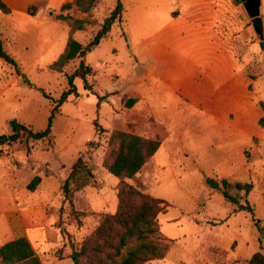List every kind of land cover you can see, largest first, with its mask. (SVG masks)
Instances as JSON below:
<instances>
[{"label":"rangeland","instance_id":"obj_1","mask_svg":"<svg viewBox=\"0 0 264 264\" xmlns=\"http://www.w3.org/2000/svg\"><path fill=\"white\" fill-rule=\"evenodd\" d=\"M24 1L36 3L37 7L47 5L46 0ZM229 1L238 6L242 4L240 0ZM98 3H101V7L96 9ZM114 5L115 0H97L87 14L79 16L87 17L91 22L85 29L78 30L75 39L86 45ZM172 11L174 10H168L169 16ZM122 15V19L115 22L107 36L101 40L100 46L96 45L86 53L89 62H93L96 57L107 60L104 63L99 62V66L95 62L94 71L88 76V82L97 95L85 89L83 80L75 76L73 84L79 95L77 97L69 95L59 106L57 113L60 111V117L54 121V130L59 141L65 142L71 137L72 143L63 149L65 151L52 156L48 165L41 166V174L53 173V171L57 174L61 169L68 172L70 164L66 166L58 160L67 162L82 156L87 165L96 171L99 180L109 183L117 181L115 176L101 166L110 134V132L105 133L108 130L103 128L124 129L123 121L129 117L127 128L131 131L143 129L142 119L129 116L126 112V108L129 107L125 106L130 97L128 92L133 87L128 79L132 77V73L141 75L143 70V65H136L132 71L127 68L128 60L133 56L129 45L125 43L127 31L131 34L132 31L139 33L146 25L151 29L162 21L160 17L157 21L153 19L158 16L145 21L146 14L142 8L137 9L133 0H124ZM260 15L264 21V0H261ZM6 16L0 12V39L7 53L15 59L20 73L31 82V86L23 84L14 66L0 58V134L9 133L7 120L11 118L30 125L33 130H42L46 127L53 103L43 96L39 88L54 99H58L68 89L67 75L77 69L80 58L70 60L60 71L52 69L51 63L61 53L59 47L53 45L51 39L47 40L44 37L41 44H36L31 22L5 19ZM248 23L251 28L250 20ZM250 39L254 43L251 60L253 63L251 70L254 75L250 77L259 81V88L264 90V55L252 31ZM129 42L131 45L134 44L131 35ZM110 87L112 90L106 93ZM248 90L251 91V85L248 86ZM256 105L259 115L255 123L262 135H250L248 143L243 148L238 143L230 144L223 139L221 127L217 125L215 128L199 118L195 124L189 125L188 131L172 133L176 138H181L183 144L181 148L172 150L180 153L181 159L178 158L177 163H165L162 158L167 151L164 144L158 153L161 155L156 157L157 167L152 173H138L132 178V184L170 204L167 211L159 214L157 219L161 242L168 243L169 249L163 258L153 259L149 264H244V261L255 252L264 254V120L262 119L264 100L258 99ZM130 117L135 121H131ZM229 118L234 120V114L230 113ZM95 121L98 124L97 128ZM64 128L65 132L60 130ZM155 136L160 138L159 135ZM87 138L91 140L86 142ZM29 142H34L43 149L52 146L49 137L41 140L21 138L16 142L2 145L4 150L12 151V156L6 154V161L9 164L10 162L16 164L15 151L19 147L24 148ZM15 143L16 148L9 149L7 146L14 147ZM85 143L87 147L78 146H84ZM230 162L235 168L240 164L246 168L245 174L239 176L240 179L229 176L232 170L228 165ZM99 170H102L103 175L100 176ZM10 175L16 182L17 174L14 168L11 169ZM22 176L23 173L19 172L18 178ZM61 176H59L60 180ZM206 176L217 179L228 178L231 182H251L253 187L247 194L234 189L232 192L237 194L239 204L244 205L248 202L253 208V213L231 212L230 208H237V205L229 203L217 190L209 188L205 182ZM26 184L23 183L20 188H26ZM114 199L116 200V197ZM92 203L94 207H100L98 200L93 199ZM63 205L65 208H59L58 226L64 243L61 247L44 249V254L40 255L43 264H73L68 256L71 246L78 247L82 238L100 220V212L92 215L85 212L77 221L68 203L63 202ZM76 205L79 207L76 208L77 210L87 208L79 197L76 198ZM111 206L103 207V211H113L115 205ZM7 239L9 238L5 239L6 242L9 241ZM42 248L38 249L42 250Z\"/></svg>","mask_w":264,"mask_h":264},{"label":"crops","instance_id":"obj_2","mask_svg":"<svg viewBox=\"0 0 264 264\" xmlns=\"http://www.w3.org/2000/svg\"><path fill=\"white\" fill-rule=\"evenodd\" d=\"M0 1L10 9L7 14L0 11L7 15L5 19L31 22L36 44H41L47 38L59 47L60 52L64 50L70 28L64 21L51 17L49 13L60 12L64 3L74 0H46L47 5L44 7H37L36 3L24 0ZM121 2L123 7L124 0ZM133 3L137 9H143L145 21L153 16H158L153 18L156 21L159 17L162 19L155 28L150 29L146 25L139 33L132 31L131 34L127 31V35L125 34V43L133 53L127 68L132 71L136 65H143L141 75L132 73V77L128 79L133 84L128 93L130 97L137 98V101L126 108V112L129 116L133 115V118L142 119L143 129L131 131L127 128V117L123 121L125 128L121 130L143 137L159 135L161 142L155 154L136 175L152 173L157 167L156 157L161 155L158 153L164 144L167 149L162 156L165 163H177V159H181L180 153L172 150L181 148L183 144L181 138H176L172 133L188 131L189 125L195 124L199 118L213 127H221L222 138L230 144L238 143L242 148L248 143L250 135L261 136L262 132L255 123L259 115L256 101L264 100V90L259 88V81L250 77L254 75L251 70L254 43L250 39L251 31L254 32L249 27V17L243 5H235L229 0H133ZM30 6L36 7L33 15L28 13ZM98 7H101V3L97 4L96 9ZM168 10H174L170 12V16ZM67 12L82 16L75 5L64 11ZM122 17L123 15L121 19ZM77 32H74V37ZM130 35L133 45L129 42ZM86 58L87 54L83 61L91 71H94L95 62L97 65L99 62H107L98 57L89 62ZM249 85L251 91L248 90ZM111 90L110 87L106 93ZM230 113L234 114V120L229 118ZM59 117L60 111L52 121L49 136L52 146L43 149L40 145L29 142L24 148L19 147L15 151L16 164L6 161V154L12 156V151L4 150V144H0V245L6 242V238L12 240L25 236L38 255L42 256L44 249L61 247L64 243L58 226L59 208L63 204L59 176L64 178L67 172L61 169L57 174L55 171L40 173L41 166L48 165L52 156L65 151L63 149L72 143L71 137L65 142L59 141L54 130V121ZM130 120L135 121L131 117ZM103 129L108 130L105 133L112 130ZM60 130L65 132V128ZM166 133L168 135H162ZM89 140L91 139L87 138L86 142ZM14 145L7 146L9 149L16 148V143ZM78 146L87 147V144ZM171 147L173 148L170 150ZM74 160L66 162L59 159L58 162L68 166ZM228 165L232 169L230 177L240 179L239 176L245 174L246 168L242 164L236 168L232 162ZM12 168L17 174L16 182L10 175ZM19 172L23 173L21 178H18ZM92 172L97 186L76 191L74 207L79 208L76 205V198L79 197L87 206L85 210H80L91 215L108 212L103 211V207L111 205H115L116 209L118 178L116 177V182L109 183L99 180L94 169ZM99 174L103 175L102 170H99ZM35 175L40 176V181L34 190L20 188L23 183L28 184L27 181ZM93 199L98 200L99 208L94 207ZM115 209L109 212H114ZM230 209L233 212V208ZM39 247H43L42 250Z\"/></svg>","mask_w":264,"mask_h":264},{"label":"trees","instance_id":"obj_3","mask_svg":"<svg viewBox=\"0 0 264 264\" xmlns=\"http://www.w3.org/2000/svg\"><path fill=\"white\" fill-rule=\"evenodd\" d=\"M96 2L97 0H74L64 3L60 12L49 13L51 17L64 21L70 28L64 50L51 63L50 67L60 71L66 63L74 58H80L79 66L72 74L67 75L68 89L58 99H54L39 88L43 96L53 103L44 129L33 130L30 125L11 118L7 123L10 131L0 134V144H10L21 138L40 140L49 137L52 121L59 106L69 95L74 97L79 95L73 84L75 76H79L83 80L85 89L97 95L88 82L91 68L84 63L83 57L98 45L102 38L107 36L115 22L121 20L123 11L121 0H115L114 7L86 45L75 39L73 34L75 31L85 29L86 25L91 22L89 18L79 17L70 12L64 13L66 9L75 5L81 14H87ZM35 10V6H30L28 13L33 15ZM0 11L7 14L10 9L0 1ZM0 58L14 66L16 73L21 76L23 84L31 86V82L25 78L24 74L20 73L15 59L4 49L1 39ZM97 97L100 99L99 96ZM135 102L136 98L129 97L125 106L131 107ZM262 119L264 120V117ZM95 127H98L96 121ZM160 144V139L157 136L143 137L121 129L110 131L101 166L118 178L117 206L114 212L100 214L98 224L82 238L78 247L71 246L68 256L73 264H149L151 260L165 256L169 245L161 242L157 219L159 214L167 211L170 204L162 198L151 196L129 181L155 154ZM39 181L40 176L35 175L27 184V189L34 190ZM205 182L209 188L217 190L226 201L237 205V208H233V212L253 213V208L248 202L244 205L239 204L237 194L232 192L234 189L247 194L253 187L251 182H231L228 178L217 179L208 176L205 177ZM88 186L95 187L97 182L90 166L82 156H78L69 165V170L66 176L60 180L59 186L63 202L68 203L71 207L77 221L85 212L74 207V193ZM61 208H65L64 205ZM0 264H43V262L30 240L25 236H20L0 245ZM244 264H264V254L259 251L255 252L244 261Z\"/></svg>","mask_w":264,"mask_h":264},{"label":"water","instance_id":"obj_4","mask_svg":"<svg viewBox=\"0 0 264 264\" xmlns=\"http://www.w3.org/2000/svg\"><path fill=\"white\" fill-rule=\"evenodd\" d=\"M240 2L249 17L252 30L264 55V21L260 15L261 0H240Z\"/></svg>","mask_w":264,"mask_h":264}]
</instances>
